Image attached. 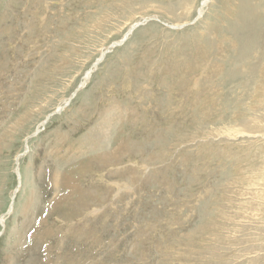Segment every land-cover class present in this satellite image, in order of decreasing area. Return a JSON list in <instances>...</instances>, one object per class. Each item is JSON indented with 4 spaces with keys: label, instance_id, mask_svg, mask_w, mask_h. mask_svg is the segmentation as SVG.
<instances>
[{
    "label": "rangeland",
    "instance_id": "obj_1",
    "mask_svg": "<svg viewBox=\"0 0 264 264\" xmlns=\"http://www.w3.org/2000/svg\"><path fill=\"white\" fill-rule=\"evenodd\" d=\"M0 264H264V0H0Z\"/></svg>",
    "mask_w": 264,
    "mask_h": 264
},
{
    "label": "bare ground",
    "instance_id": "obj_2",
    "mask_svg": "<svg viewBox=\"0 0 264 264\" xmlns=\"http://www.w3.org/2000/svg\"><path fill=\"white\" fill-rule=\"evenodd\" d=\"M205 3V2H204ZM126 38H127V36H126ZM125 40V39H124ZM91 72L92 71H88L87 72V74H86V78L88 79L89 77H90V75H91ZM82 85H84V83H82ZM50 117V116H49ZM49 117L46 119V121L44 122V124L47 122V120L49 119ZM18 159V158H17ZM17 170H18V168H17ZM2 224L4 223V219L2 218Z\"/></svg>",
    "mask_w": 264,
    "mask_h": 264
}]
</instances>
